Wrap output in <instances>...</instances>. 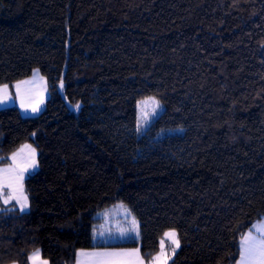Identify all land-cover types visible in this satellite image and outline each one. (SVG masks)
Instances as JSON below:
<instances>
[{"label": "trees", "instance_id": "trees-1", "mask_svg": "<svg viewBox=\"0 0 264 264\" xmlns=\"http://www.w3.org/2000/svg\"><path fill=\"white\" fill-rule=\"evenodd\" d=\"M35 69L44 113L0 110V166L30 144L40 167L29 212L0 204V264H75L117 203L139 222L123 247L145 260L175 230L171 264L238 263L264 219V0H0V87ZM146 98L182 132L143 147Z\"/></svg>", "mask_w": 264, "mask_h": 264}, {"label": "rangeland", "instance_id": "rangeland-1", "mask_svg": "<svg viewBox=\"0 0 264 264\" xmlns=\"http://www.w3.org/2000/svg\"><path fill=\"white\" fill-rule=\"evenodd\" d=\"M25 81H28L29 83L21 85L20 95L17 94L16 86H13L11 96L5 100L3 104L4 106L0 105L1 106L0 109L3 110V109H8V108H16L19 110L23 118H36L40 116L41 114H43L44 111L46 110L48 100L43 98L44 93L42 89L45 88L46 90L48 88L47 82L41 76L40 71L38 69H35L33 71L31 78ZM22 100L25 106L29 104H35L40 100H42L43 102L39 103V111L32 112L30 107L29 108L21 107ZM142 101L144 102L143 105H141ZM156 102H159V101L154 98H146V99L140 100L136 106L137 121L140 119L141 107H143L145 112L151 113L152 108ZM0 103H3V102H0ZM163 112H164V107L159 102V107L156 109V114L150 115L148 123L145 124L140 130H137V125H136L137 138L142 141L143 147H146L150 145L151 143L159 139H162L164 137L177 135L182 132L181 130L165 131L156 125L157 120L161 117ZM31 148L35 149L32 146ZM28 152H29V149L24 147V149L15 153L16 160L14 161L12 158L10 159L13 167H15L16 164L22 161L27 156ZM35 159H36V167L28 168V170L24 172L23 177L25 179L36 174L40 169L39 162H38V152L36 151V149H35ZM27 198H28V195H27ZM9 203L11 205H16V207L20 210L19 204L16 201L13 200V201H10ZM21 212H25V213L29 212V203H28V207L25 208ZM95 217L97 219V225L93 229L94 245H104V244L121 245L123 243L124 244L134 243L139 240L140 236H139L138 219L127 206L121 203H117L99 212ZM133 218H135V222L138 225V235L136 232L128 231V229L131 227V222ZM122 232L125 234L122 235L121 234ZM178 239H179V236H178ZM161 240H164L163 251L166 253L167 264H171L173 262L177 252L180 249V246L179 248H176L175 252L173 253L172 248L174 246L170 243V241L165 239L163 235L162 238L159 240V249L152 258L145 260L141 252L138 253L141 264H157L155 258L159 256L161 253ZM133 249H137V247L136 248L133 247ZM132 260L134 261V258H132Z\"/></svg>", "mask_w": 264, "mask_h": 264}, {"label": "snow or ice", "instance_id": "snow-or-ice-1", "mask_svg": "<svg viewBox=\"0 0 264 264\" xmlns=\"http://www.w3.org/2000/svg\"><path fill=\"white\" fill-rule=\"evenodd\" d=\"M28 81H22L16 85L17 94L20 95L21 84H27ZM63 88V83L60 85ZM0 102L8 99V88L7 85L0 89ZM43 101L40 100L35 104H29L25 106L23 100L21 102V107L31 108L32 112L39 111V103ZM144 102H141L143 105ZM79 104L75 105V109H79ZM159 107V102H156L152 108L151 113L145 112L143 107H141L140 119L137 121V130H140L145 124L148 123L150 115L156 114V109ZM34 135V134H33ZM25 148L29 149L27 156L20 161L15 167L0 169V196L3 198V203L8 204L10 201H16L19 204L20 210L23 211L28 207L27 196L23 192V174L28 168L36 167L35 159V149L31 148L30 145H26ZM12 159L16 160V154L13 155ZM5 186L9 189L8 192H4ZM128 231L136 232L138 235V225L135 222V218L132 219L131 227ZM122 235L125 233H121ZM164 238L170 241L174 246L172 248L173 253L176 248H179L180 242L178 235L175 230H170L164 233ZM164 249V240H161V253L157 256V264H167L166 253ZM241 261L242 264H264V228L261 229V235L252 236L251 233L245 237L242 245ZM82 258L87 257L88 260H81V264H136L133 260L130 259L131 256H138V250H135L133 253H116V252H104V253H81ZM30 259L33 261V264H36V261L39 259V251L34 253Z\"/></svg>", "mask_w": 264, "mask_h": 264}, {"label": "crops", "instance_id": "crops-1", "mask_svg": "<svg viewBox=\"0 0 264 264\" xmlns=\"http://www.w3.org/2000/svg\"><path fill=\"white\" fill-rule=\"evenodd\" d=\"M18 84V83H17ZM17 84H15L14 86H16ZM22 85V84H21ZM47 87V86H46ZM8 88V87H7ZM0 89H3V87H0ZM15 89V88H14ZM12 90H13V87H9L8 88V97H10L11 96V94H12ZM43 90V98L44 99H46V100H48V97H49V94H48V88L45 90V88L44 89H42ZM0 94H2V93H0ZM14 94V93H13ZM4 102L5 101H3V103H0V105L1 106H4L3 104H4ZM1 106H0V108H1ZM9 109V108H8ZM1 110V109H0ZM4 110V109H3ZM26 145H28V144H25V145H23L18 151H20V150H22V149H24V147L26 146ZM17 151V152H18ZM17 152H15V153H17ZM14 153V154H15ZM13 154V155H14ZM13 155L11 156V158L13 157ZM10 166L11 167H13V165H12V163L10 162V165L8 166V167H1L0 166V169H7V168H10ZM26 179L23 177V181H22V185H23V192H24V194H25V190H24V181H25ZM9 191V189H7V187L5 186V188H4V192H8ZM26 195V194H25ZM28 199V198H27ZM28 203H29V201H28ZM0 204L2 205V206H4V207H9V206H13V205H11L10 203H8V204H4L3 203V198H2V196H0ZM29 209H30V205H29ZM262 228H264V219L263 220H261V221H257V222H255L253 225H252V227L250 228V230L241 238V241H240V259H239V261H238V263L237 264H242V261H241V253H242V245H243V242H244V239H245V237H247L248 235H249V233H251V235L252 236H259V235H261V229ZM128 244H130V243H126V244H121V245H116V244H104V245H100L101 246V248H96V249H92V250H88V251H78L77 252V254H76V263L75 264H81V260L82 259H84V260H88V258L87 257H84V258H82L81 257V253L83 252V253H104V252H109V253H112V252H116V253H133L135 250H138V253H140V249L139 248H137V249H133L132 247H123L124 245H128ZM119 247V248H118ZM32 257V256H31ZM141 257V256H140ZM132 258H134V262H136V264H141V262H140V259H139V256H131L130 257V259L132 260ZM29 262H30V264H33V261L31 260V259H29ZM36 264H49L47 261H45V260H43L42 259V257H41V254L39 253V259L36 261Z\"/></svg>", "mask_w": 264, "mask_h": 264}]
</instances>
